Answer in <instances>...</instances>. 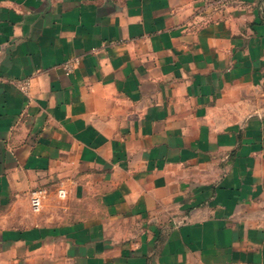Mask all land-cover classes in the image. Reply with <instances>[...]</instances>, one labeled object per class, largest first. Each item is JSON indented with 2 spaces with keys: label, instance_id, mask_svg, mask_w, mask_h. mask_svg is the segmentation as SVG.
<instances>
[{
  "label": "crops",
  "instance_id": "obj_1",
  "mask_svg": "<svg viewBox=\"0 0 264 264\" xmlns=\"http://www.w3.org/2000/svg\"><path fill=\"white\" fill-rule=\"evenodd\" d=\"M0 264H264L260 0H0Z\"/></svg>",
  "mask_w": 264,
  "mask_h": 264
},
{
  "label": "built area",
  "instance_id": "obj_2",
  "mask_svg": "<svg viewBox=\"0 0 264 264\" xmlns=\"http://www.w3.org/2000/svg\"><path fill=\"white\" fill-rule=\"evenodd\" d=\"M42 193H43L42 191H36L33 193L32 205L36 210H39L42 206V200H41ZM59 194L63 198L66 197L67 195L66 191L63 189L59 191Z\"/></svg>",
  "mask_w": 264,
  "mask_h": 264
},
{
  "label": "rangeland",
  "instance_id": "obj_3",
  "mask_svg": "<svg viewBox=\"0 0 264 264\" xmlns=\"http://www.w3.org/2000/svg\"><path fill=\"white\" fill-rule=\"evenodd\" d=\"M260 4H261V9H262V11L264 13V0H260Z\"/></svg>",
  "mask_w": 264,
  "mask_h": 264
}]
</instances>
